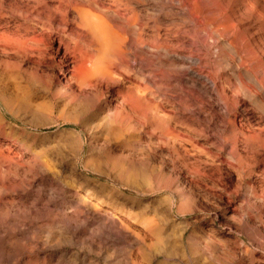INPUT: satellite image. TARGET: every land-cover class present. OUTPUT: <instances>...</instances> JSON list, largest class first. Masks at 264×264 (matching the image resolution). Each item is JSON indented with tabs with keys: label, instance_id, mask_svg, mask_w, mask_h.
Returning a JSON list of instances; mask_svg holds the SVG:
<instances>
[{
	"label": "bare ground",
	"instance_id": "6f19581e",
	"mask_svg": "<svg viewBox=\"0 0 264 264\" xmlns=\"http://www.w3.org/2000/svg\"><path fill=\"white\" fill-rule=\"evenodd\" d=\"M0 30L1 54L21 63L33 59L36 74L49 52L52 60L59 58L51 77L70 91L61 104L56 97L37 102L20 86L0 90V108L28 127L11 125L5 131L7 118L0 109V264H60L76 258L63 252L67 244L104 254L138 240L112 212L63 183L70 177L81 189L97 190L90 175L100 177L96 166L110 164L128 187L188 186L184 196L175 190L181 211L197 208L200 195L210 193L226 203L227 222L242 218L226 223L228 232L205 237L201 230L187 239V227L179 229L167 221V211L157 209L152 234L156 256L164 259L160 264H176V259L184 264L188 250L210 258L203 264H264V129L261 137L255 133V126L264 128V0H0ZM56 42L59 49L52 46ZM173 125L199 141L216 140L219 163L210 158L200 170L188 151L197 150L192 136L177 133ZM143 143L181 159L172 166L171 186L153 178L138 159ZM32 147L64 157L70 168L50 172L40 159L43 153H36L17 190L10 184L11 175L22 170L16 159ZM164 166L162 171L169 169ZM227 171L239 176L234 193L224 192L230 184ZM216 172L221 175L215 178ZM246 180L242 204L260 201L256 216L246 214L242 204L234 207ZM121 195L127 193L113 188V199ZM173 196L161 201L174 204ZM44 210L64 217L58 230L67 234L45 255L39 251L50 248L40 245ZM251 227L257 235L252 250L239 239L229 240L234 228L245 234ZM32 232L34 247L23 244ZM214 244L229 254L221 262L209 249Z\"/></svg>",
	"mask_w": 264,
	"mask_h": 264
},
{
	"label": "rangeland",
	"instance_id": "374dc122",
	"mask_svg": "<svg viewBox=\"0 0 264 264\" xmlns=\"http://www.w3.org/2000/svg\"><path fill=\"white\" fill-rule=\"evenodd\" d=\"M257 27H259V25H257ZM253 32L255 33L256 31L253 30ZM0 34H4V31L0 30ZM52 46H54L55 49H59L60 45L58 42H56L53 43ZM58 61L59 58L55 59V61L52 60L49 52V54L42 61V72L44 70L46 72V75L45 72H41L39 75L35 73L34 64H32L33 59L25 60V62L21 63L17 60H8L7 57L2 55L0 52V90H7L9 92H12L16 90V86H20L21 88L25 89L28 94L33 96L37 102L49 101L51 98L56 97V101L63 104L68 100L70 91L66 86L64 88L58 86L55 80H53V78L51 77V73L58 65ZM73 68H75V64H71V70H73ZM15 111L18 112L17 109ZM167 111H169L171 114L176 113L174 108H168ZM22 112L23 111H21L20 114L23 115L24 113ZM112 113L113 112H111L110 114ZM3 115L7 118L5 131L9 130V127L11 125H14V127L17 126L23 129H28L27 126L19 121L14 120L12 116L6 114V112L4 111ZM251 122H253L252 119ZM252 124L255 125L254 122ZM62 127L70 128V126ZM173 128L177 133L184 134L188 138L192 136L191 139H193V141L195 142L197 150L189 148L188 151L189 154L192 155V161L197 164L200 170L204 169L203 164L210 163V158L215 161V164L219 163L218 159H220V152L219 148H217L218 146L216 140H212L209 141V143H206L204 141H199L197 137L193 136L187 131L182 130L181 128H177L175 125H173ZM255 128L257 130H255L256 136L261 137V134L263 136V132H260V129L264 128H260L258 126H255ZM155 148L156 147L153 146V144L152 146H150L148 143H143L140 149L141 156H139L138 159L142 161V163L147 165V167L149 168V173L153 178L168 181L167 186H171L172 180L176 181V177H172L170 175L172 166H179L181 159H178L177 157L170 158L168 157L167 153L156 151ZM43 150L45 149H42L40 147H32L28 151L21 150V160H16L22 166V170H20L21 173H18L17 176L11 175L10 184L12 185V187L16 188L17 190L21 189V187L18 185L19 180L24 178L23 171L27 168H30L34 157L33 155L36 153H40V155L43 153L40 156V159L44 164L48 165L50 172L58 173L59 171L66 169L68 173V168L70 167H68V165L66 164V160L64 157V160H61L63 159L62 157L56 156L55 154H53V152L49 151L47 154L43 152ZM163 156L165 157V159ZM164 163H166L167 168L169 169L162 171L161 169L164 166ZM230 163L235 164L233 160H231ZM227 167V164L223 165V169H225V171L227 170ZM96 168L98 169L97 171L101 173V176L96 177L94 175H90V177L97 182V190H91L86 187L84 189H81L74 184V180H72L70 177L66 178L63 183L72 191L82 194L84 197H86L89 203L97 206L98 209L108 210L112 212V214L117 216V218L122 221L125 226L133 230L138 235V240H131L130 242H126L122 246H119L113 250H108L104 254L100 253V251L97 249L89 248V246L87 245L72 246L67 244L63 248V252L66 249L70 250L71 253L69 255H75L76 258L73 259V261L69 262H67L68 260L64 262L63 260H61L62 263L60 264H160L164 259L161 256H156L155 246L157 241L155 236L152 234V232L155 231L156 225L158 224L157 217L155 215V211L157 209L163 214L165 213V211H167V221L174 224L179 229L181 225L183 226V228L187 227V239L190 238L193 233L200 232L201 230L203 231V233H200V235L204 236L205 234V237L206 235H211L212 231L216 233H225L228 232L229 229L228 226H226V223L229 222L235 225L237 222L242 221V218L239 217L236 223L232 221L227 222V219L223 217V214L227 209L226 203L215 199L212 194L210 195V193H208L209 195L201 194L200 198L199 193L195 192L194 197H199L200 199L198 207L193 209L188 207L187 209H183L181 211L176 201V197L179 194L176 193L175 190H178L183 195V193H186L185 191H183V188L188 191V186L181 184L179 187L168 189L166 188V186L160 187L159 184L157 185V183L155 184V182H152L149 184H137L134 185L135 187H128V180L117 178V176L119 177L120 174L119 172L111 168V164L109 165V167L103 166L99 169V167L96 166ZM227 174H229V178L227 179V181H229L230 184L229 186L224 187V192L226 191L228 193H234L235 185L239 180L238 173L236 171H227ZM214 175V177L216 178L220 176L221 173L216 172L214 173ZM182 182H184V180H182ZM224 183L225 181L223 182V184ZM249 184L250 180H246L242 189L240 190V193L236 196L234 207H240V205L242 204L247 192L249 191L247 189V186ZM113 188L121 191L122 194L127 193V195H121V197L123 198L119 197L120 199H113V197L111 196ZM19 193L20 191L18 192V194ZM216 193L219 194L220 192ZM169 195L173 196L174 204L172 200L170 202L161 201L162 198H166ZM189 195L192 194L188 193L186 197H189ZM184 199L186 200L185 197ZM251 200L254 201L252 207L247 204L246 206L244 204L242 205L245 209L246 214L250 216H256V211L262 210V208L260 207L261 203L260 201H256L255 198ZM160 202L165 203V206L161 207ZM44 212V218L40 226L45 227V233L41 235L42 244L40 245H46L50 248L40 246L39 251H41V254L45 255L49 252L51 247L54 248L57 244H59V239L62 236H66L67 234L61 235V231L58 230V222L63 221V216H57L55 214L49 215L46 210H44ZM144 212L147 214V216L143 214ZM34 216V218L36 219L38 217V214ZM56 218H59L60 221H56ZM246 231L247 232L243 234L240 233L238 229L234 228L232 231V238H230L229 240L234 241L235 238L239 239L243 242L242 247L244 249L248 248L252 250V248H255L253 240L255 239V237H257V235L255 234L253 227L248 228ZM26 242H28L31 247L35 246L36 239L33 232L32 235L28 234V239L24 241L23 244H25ZM209 246L211 254H213L216 261L221 262L220 259H225L229 256L228 252L221 250V244H214ZM233 250L235 251V249ZM187 255L188 258L184 260V264H203L204 262L210 261V258H205V255L194 257L190 250H188ZM42 256L43 255H41V257ZM195 258L198 260H195ZM174 262H176V264H180V259H176L174 260Z\"/></svg>",
	"mask_w": 264,
	"mask_h": 264
}]
</instances>
